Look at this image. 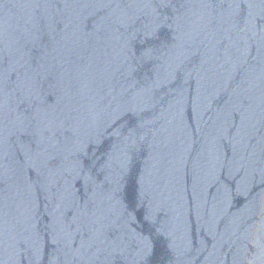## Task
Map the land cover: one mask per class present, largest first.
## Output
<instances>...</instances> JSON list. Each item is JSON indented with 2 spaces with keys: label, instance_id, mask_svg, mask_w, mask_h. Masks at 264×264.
Listing matches in <instances>:
<instances>
[{
  "label": "water",
  "instance_id": "1",
  "mask_svg": "<svg viewBox=\"0 0 264 264\" xmlns=\"http://www.w3.org/2000/svg\"><path fill=\"white\" fill-rule=\"evenodd\" d=\"M0 264H264V0H0Z\"/></svg>",
  "mask_w": 264,
  "mask_h": 264
}]
</instances>
